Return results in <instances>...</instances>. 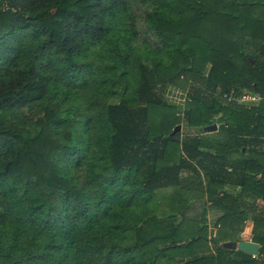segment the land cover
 <instances>
[{"label": "trees", "instance_id": "trees-1", "mask_svg": "<svg viewBox=\"0 0 264 264\" xmlns=\"http://www.w3.org/2000/svg\"><path fill=\"white\" fill-rule=\"evenodd\" d=\"M153 80L188 87L182 141ZM263 142L264 0H0V264H264ZM235 218L256 256L222 247Z\"/></svg>", "mask_w": 264, "mask_h": 264}, {"label": "rangeland", "instance_id": "rangeland-1", "mask_svg": "<svg viewBox=\"0 0 264 264\" xmlns=\"http://www.w3.org/2000/svg\"><path fill=\"white\" fill-rule=\"evenodd\" d=\"M251 50L253 51V48L248 46V49L246 51H247V53H253V52H251ZM201 82H203V81H199L198 83L200 84ZM153 84H154V90L157 91L159 94H161L162 97L168 103H170L172 105H178L180 107L178 112L176 113V116L181 118V123H180L181 129L177 133H175V134H178L180 141L184 140L186 138L187 134H193V132L195 131V128L188 126L186 115L184 112L185 105L187 104L188 87L186 88V90L182 91L180 89L173 88V87H167V86L165 87L162 85V83L160 81H157V80H153ZM180 91L183 92L182 96H180ZM216 94L220 95V92L215 91V95ZM179 96H180V98H184V100L181 99L178 101ZM208 99H209V97H208ZM239 106H241V105H239ZM215 124H216V126H219V123H215ZM206 133H209V132H206ZM180 146L182 147L181 144H180ZM258 148L264 150V142L261 145H259ZM183 155L186 156L185 152L183 153ZM198 172H199V176H195L192 174V171H189L187 169L182 170L179 174L181 184L184 185V187H193V183L197 184L198 182H200L201 186H203L205 188V186L207 185V182H208L207 176L205 175V172L202 169H199ZM221 173H222V175H224L223 171ZM235 176L236 175L233 174L231 177L234 179ZM173 189H174L173 187L162 188V189H159L156 193H157V195H159V194H170ZM225 189H226V191L233 193V195H235V196L240 195L238 186L228 184L227 186H225ZM186 196L190 197V194L188 195L186 193ZM205 201H206V199H204V198H202V199L198 198L194 201L190 200L189 201L190 206L185 211V213H186L185 215L190 216L194 212L200 211L201 210L200 206L203 205L205 203ZM247 201H249V200H247ZM190 208H192V210H190ZM235 226L238 228V226H240V225L236 224ZM211 229L212 228H209V233H212V235L214 236L217 231L215 232L214 229H212V230ZM207 231H208V227H207Z\"/></svg>", "mask_w": 264, "mask_h": 264}, {"label": "crops", "instance_id": "crops-1", "mask_svg": "<svg viewBox=\"0 0 264 264\" xmlns=\"http://www.w3.org/2000/svg\"><path fill=\"white\" fill-rule=\"evenodd\" d=\"M240 61H237V62L235 61L237 67H240V64H241ZM205 165L208 166V167H205L206 169H209V170L214 171L215 172V176L216 177H219L218 175H216L218 173L217 169L220 168L219 163H216V162L215 163H205ZM226 177H229V178H231V180H233V178L231 176H226ZM228 183H230V182H228ZM228 183L226 184V186L228 185ZM234 183H235V178H234L233 181H231L230 184H232L234 186H237ZM204 199H206V197H204ZM192 201H194V200H192ZM189 206H190V204H189ZM200 208H201L200 211H196L192 215L186 216V217L187 218H196V219L199 220L203 216H205V221H206L207 227H208V235H209V237H212L213 235H212V233H209V228L214 229L215 232L217 231V227H218L217 226V221L220 218V215L223 212V209L220 208V207L214 206L211 203V201L210 200H207V199H206L205 203L200 206ZM190 210H192V208H190ZM236 224H238L240 226H238V228H237L235 226ZM252 227H253V223H252L251 219H246L244 222H239V218H235L229 224V231H231L232 233H234L236 236H239V238H240L239 240H250V241H253L251 239V237H252ZM258 245L260 247V244H258ZM258 251H259V249H258ZM262 259L264 261V254L262 255Z\"/></svg>", "mask_w": 264, "mask_h": 264}, {"label": "water", "instance_id": "water-1", "mask_svg": "<svg viewBox=\"0 0 264 264\" xmlns=\"http://www.w3.org/2000/svg\"><path fill=\"white\" fill-rule=\"evenodd\" d=\"M181 129V125L177 124L171 131V136L177 133ZM217 130L216 124H212L206 126L204 131L205 132H213ZM222 247L229 248V249H237L241 252L250 254L252 256H256L258 254L259 245L256 242L250 240H239V241H225L222 244Z\"/></svg>", "mask_w": 264, "mask_h": 264}, {"label": "built area", "instance_id": "built-area-1", "mask_svg": "<svg viewBox=\"0 0 264 264\" xmlns=\"http://www.w3.org/2000/svg\"><path fill=\"white\" fill-rule=\"evenodd\" d=\"M183 95V92L180 91V96ZM179 100H184V98H180ZM220 97L224 100L225 103L231 104L235 103L237 105H241L244 107H251L256 102L260 100V97L256 94H252L247 91H242L241 93H237L233 88L229 89V91H226L222 94H220Z\"/></svg>", "mask_w": 264, "mask_h": 264}]
</instances>
